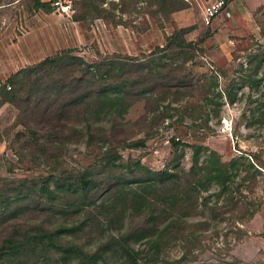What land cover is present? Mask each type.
<instances>
[{
  "label": "trees",
  "instance_id": "16d2710c",
  "mask_svg": "<svg viewBox=\"0 0 264 264\" xmlns=\"http://www.w3.org/2000/svg\"><path fill=\"white\" fill-rule=\"evenodd\" d=\"M72 2V12L79 5L74 19L87 25L95 19L127 25L123 16L131 13L168 19L190 7L186 0ZM36 8L49 12L51 2L36 0ZM192 30H175L143 57L99 53L98 61L89 62L63 49L0 82L1 101L18 110L17 124L26 131L16 138L32 157L58 166L70 144L95 154L92 164L74 173L56 175L55 167L49 175L0 186V264H186L199 242L193 229L209 226L189 218L200 215L202 206L215 218L219 206L226 207L221 202L239 206L232 196L236 161L225 164L216 151L201 161L202 146L193 145V166L186 169L187 143L171 138L173 158L162 170L121 154L145 147L146 136L174 114L179 122L188 117L198 128L208 126L207 107L219 82L196 80L190 72L204 53L199 42L188 40ZM141 101L146 114L128 121ZM183 101L191 104L181 106ZM137 133L145 137L132 138ZM213 185L218 192L211 203L203 193ZM178 244L188 249L170 261L168 253Z\"/></svg>",
  "mask_w": 264,
  "mask_h": 264
},
{
  "label": "rangeland",
  "instance_id": "374dc122",
  "mask_svg": "<svg viewBox=\"0 0 264 264\" xmlns=\"http://www.w3.org/2000/svg\"><path fill=\"white\" fill-rule=\"evenodd\" d=\"M42 1L51 2L52 10L37 9L36 0H0V82L67 48L89 62L98 61L99 53L104 57H143L163 45L166 36L175 30L192 27L187 38L199 42L204 53L196 58L190 72L196 80L219 82L211 94L214 103L207 107L208 126L198 128L188 117L179 122L174 114L154 135L146 136L145 147L123 149L121 154L126 161L140 159L149 168L162 170L173 158L170 139L177 137L187 143L182 162L186 169L193 166V145L202 146L201 161L211 151H216L225 164L235 160L238 175L232 196L240 201L239 206L221 202L226 207L219 206L216 218L202 206L200 215L189 218L193 223L208 221L209 226L193 229L199 242L191 246L186 264H264V63L258 68L259 60L264 59V0H227L229 8L210 26L203 22V10L211 0H193V4L186 0L190 7L168 19L147 12L126 14L123 20L127 25L119 26L104 19L87 25L74 19L79 13L76 3L75 12L67 15L58 11L53 0ZM221 91L223 98L217 96ZM230 95L235 97L234 102L229 101ZM189 104L183 101L181 106ZM145 114V103L141 101L130 109L126 119L135 122ZM17 123L18 110L0 99L1 187L49 175L55 167L56 175L74 173L95 159L93 151L77 144L68 146L58 166L44 158L35 159L31 149H25L24 140H17L18 133L26 132ZM144 137L143 133L132 136ZM215 192L218 188L213 185L203 197L214 203ZM186 250L178 244L170 249L168 259L177 260Z\"/></svg>",
  "mask_w": 264,
  "mask_h": 264
},
{
  "label": "built area",
  "instance_id": "2783aa9c",
  "mask_svg": "<svg viewBox=\"0 0 264 264\" xmlns=\"http://www.w3.org/2000/svg\"><path fill=\"white\" fill-rule=\"evenodd\" d=\"M59 12L71 15L73 11L72 0H57L53 4ZM228 7L227 0H211L203 10V21L206 26L213 24L214 20L222 15Z\"/></svg>",
  "mask_w": 264,
  "mask_h": 264
},
{
  "label": "crops",
  "instance_id": "0c3cea01",
  "mask_svg": "<svg viewBox=\"0 0 264 264\" xmlns=\"http://www.w3.org/2000/svg\"><path fill=\"white\" fill-rule=\"evenodd\" d=\"M187 1H189L191 4H193V0H187ZM228 8H229V4H228ZM231 14V13H230ZM223 16V15H222ZM221 16V17H222ZM204 22V21H203ZM205 24V23H204Z\"/></svg>",
  "mask_w": 264,
  "mask_h": 264
}]
</instances>
